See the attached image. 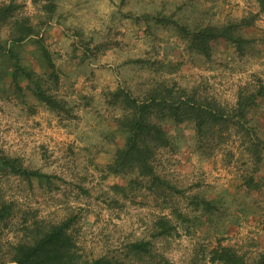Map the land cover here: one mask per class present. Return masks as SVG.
Here are the masks:
<instances>
[{"label":"rangeland","instance_id":"rangeland-1","mask_svg":"<svg viewBox=\"0 0 264 264\" xmlns=\"http://www.w3.org/2000/svg\"><path fill=\"white\" fill-rule=\"evenodd\" d=\"M231 22L241 49L219 38L209 57L177 27ZM159 82L228 108L263 86L258 0H0V156L41 172L25 177L0 160V259L68 217L83 263L224 264L212 260L217 246L250 262L264 250V91L243 118L203 136L193 120L162 118L170 143L152 157L156 186L136 171H108L127 137L112 93L140 96ZM36 84L54 105L37 98ZM163 219L168 232L158 233Z\"/></svg>","mask_w":264,"mask_h":264},{"label":"trees","instance_id":"trees-1","mask_svg":"<svg viewBox=\"0 0 264 264\" xmlns=\"http://www.w3.org/2000/svg\"><path fill=\"white\" fill-rule=\"evenodd\" d=\"M258 2L260 8L264 9V0H258ZM240 23L249 24V21L242 19ZM238 25L239 23L231 22L194 28L180 24L177 27L182 37L187 40L189 49L209 57L213 41L219 38L236 42L241 49L243 38L236 33ZM30 33L27 30L24 31L20 36L15 37V41L24 40ZM47 60H49L48 57ZM49 65L53 66L51 61ZM174 85L159 82L140 96H134L123 88H118L112 93L122 105V115L117 118V122L127 132V137L124 144L116 148L113 160L107 165L108 171L113 173L136 171L140 176L148 177L150 185L156 186L159 176L154 168L152 157L157 147H165L170 143L168 134L161 124L162 118L170 117L175 122L193 120L197 134L203 136L207 129L215 128L220 121L233 123L232 120L236 116L243 118L247 109L254 104L257 94L264 91L263 85L248 95L241 94L236 104L228 108L189 95L184 89L175 88ZM35 90V95L40 101L51 106L56 103V99L43 91L39 85L36 84ZM261 143L262 140L256 137L251 150L255 153L259 152ZM0 160L12 173L25 177L41 175L40 171L24 166L18 158L0 156ZM6 214L7 208L0 204V221ZM165 222L164 219L161 221V231L158 233L168 232L167 222ZM70 224L71 218L68 217L41 229V233L35 235L31 241L15 244L11 256L7 260L0 259V264H118L117 261L105 257L81 262L74 250L75 243L69 231ZM160 225L158 224V227ZM143 246L142 241L131 244V247L135 249ZM211 257L212 260H219L224 264H264V250L251 262L231 246H217L212 250Z\"/></svg>","mask_w":264,"mask_h":264}]
</instances>
